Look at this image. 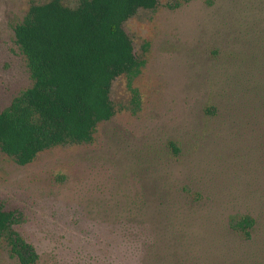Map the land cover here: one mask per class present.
Returning <instances> with one entry per match:
<instances>
[{"label": "rangeland", "instance_id": "obj_1", "mask_svg": "<svg viewBox=\"0 0 264 264\" xmlns=\"http://www.w3.org/2000/svg\"><path fill=\"white\" fill-rule=\"evenodd\" d=\"M47 1L0 0V113L33 84L14 27ZM125 29L145 62L139 108L123 76L93 143L27 166L0 151V206L22 214L37 264L239 261L251 244L231 217L264 197V0H159ZM0 264H20L4 240Z\"/></svg>", "mask_w": 264, "mask_h": 264}, {"label": "trees", "instance_id": "obj_2", "mask_svg": "<svg viewBox=\"0 0 264 264\" xmlns=\"http://www.w3.org/2000/svg\"><path fill=\"white\" fill-rule=\"evenodd\" d=\"M158 5L159 0L33 3L14 27L33 84L0 113V151L27 166L46 151L93 143L100 125L117 115L112 88L123 76L129 79L138 109L140 95L132 86L145 62L136 54L125 25L140 10ZM206 113L210 118L222 115L218 105L209 106ZM171 148L180 152L174 143ZM259 205L255 213L231 217L230 230L251 247L239 261L222 264H264V249L256 248L264 236V197ZM22 219L19 211L0 206V240L8 243L20 264H37L35 246L17 229Z\"/></svg>", "mask_w": 264, "mask_h": 264}]
</instances>
